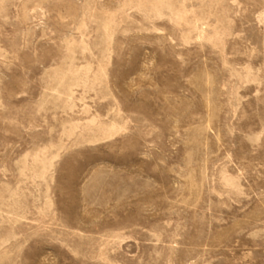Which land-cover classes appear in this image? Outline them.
<instances>
[{"label":"rangeland","instance_id":"rangeland-1","mask_svg":"<svg viewBox=\"0 0 264 264\" xmlns=\"http://www.w3.org/2000/svg\"><path fill=\"white\" fill-rule=\"evenodd\" d=\"M0 264H264V0H0Z\"/></svg>","mask_w":264,"mask_h":264}]
</instances>
